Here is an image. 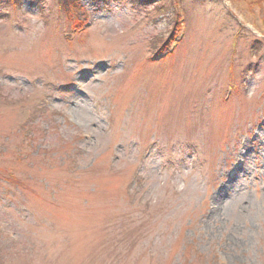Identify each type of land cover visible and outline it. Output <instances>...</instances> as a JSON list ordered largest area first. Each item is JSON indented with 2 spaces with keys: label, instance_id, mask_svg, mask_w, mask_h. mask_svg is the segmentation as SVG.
<instances>
[{
  "label": "rangeland",
  "instance_id": "374dc122",
  "mask_svg": "<svg viewBox=\"0 0 264 264\" xmlns=\"http://www.w3.org/2000/svg\"><path fill=\"white\" fill-rule=\"evenodd\" d=\"M69 1L0 0V264H264V0Z\"/></svg>",
  "mask_w": 264,
  "mask_h": 264
},
{
  "label": "trees",
  "instance_id": "16d2710c",
  "mask_svg": "<svg viewBox=\"0 0 264 264\" xmlns=\"http://www.w3.org/2000/svg\"><path fill=\"white\" fill-rule=\"evenodd\" d=\"M74 4H75V0H70L69 1L70 10L68 11V14H67L69 17L72 16V15L74 17H76L77 14H78V11H74ZM73 21H74L75 25L79 26L78 24H80V21L74 20V19H73Z\"/></svg>",
  "mask_w": 264,
  "mask_h": 264
}]
</instances>
